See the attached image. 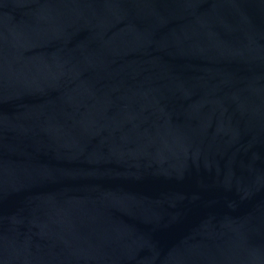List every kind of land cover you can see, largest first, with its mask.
I'll list each match as a JSON object with an SVG mask.
<instances>
[{"label":"water","instance_id":"95a60500","mask_svg":"<svg viewBox=\"0 0 264 264\" xmlns=\"http://www.w3.org/2000/svg\"><path fill=\"white\" fill-rule=\"evenodd\" d=\"M0 264H264V0H0Z\"/></svg>","mask_w":264,"mask_h":264}]
</instances>
